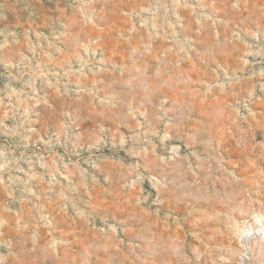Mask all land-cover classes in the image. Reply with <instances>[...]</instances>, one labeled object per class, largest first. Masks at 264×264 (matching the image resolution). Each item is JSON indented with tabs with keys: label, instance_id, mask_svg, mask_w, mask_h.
<instances>
[{
	"label": "rangeland",
	"instance_id": "374dc122",
	"mask_svg": "<svg viewBox=\"0 0 264 264\" xmlns=\"http://www.w3.org/2000/svg\"><path fill=\"white\" fill-rule=\"evenodd\" d=\"M0 264H264V0H0Z\"/></svg>",
	"mask_w": 264,
	"mask_h": 264
}]
</instances>
